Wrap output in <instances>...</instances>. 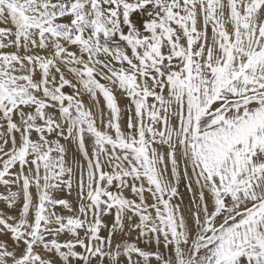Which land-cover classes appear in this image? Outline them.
<instances>
[{"label":"snow or ice","instance_id":"obj_1","mask_svg":"<svg viewBox=\"0 0 264 264\" xmlns=\"http://www.w3.org/2000/svg\"><path fill=\"white\" fill-rule=\"evenodd\" d=\"M0 264H264V0H0Z\"/></svg>","mask_w":264,"mask_h":264}]
</instances>
